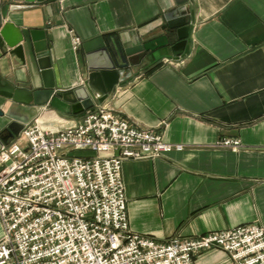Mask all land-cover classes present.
Wrapping results in <instances>:
<instances>
[{
    "label": "crops",
    "instance_id": "1",
    "mask_svg": "<svg viewBox=\"0 0 264 264\" xmlns=\"http://www.w3.org/2000/svg\"><path fill=\"white\" fill-rule=\"evenodd\" d=\"M176 1L0 0V6L30 5L8 9L2 21L24 31L25 63L0 48V78L20 88H43L30 46L33 29L45 30L59 92L84 87V42L115 35L123 45L147 44L130 57L123 81L104 102L183 149L122 162L128 225L156 241L245 223L264 226V0ZM179 7L184 9L175 20H189V35L185 50L175 55L170 46L177 42L176 29L165 15ZM73 36L82 40L76 50ZM181 59L180 65L167 61ZM93 102L92 108L100 103ZM0 109L25 124L37 118L49 129L76 123L89 110L63 114L1 95ZM9 119L0 115V131ZM227 137L239 139L238 150L216 145ZM194 264L231 263L215 249L196 255Z\"/></svg>",
    "mask_w": 264,
    "mask_h": 264
},
{
    "label": "built area",
    "instance_id": "2",
    "mask_svg": "<svg viewBox=\"0 0 264 264\" xmlns=\"http://www.w3.org/2000/svg\"><path fill=\"white\" fill-rule=\"evenodd\" d=\"M81 42L73 36L72 48ZM115 110L100 102L57 129L36 118L0 148V264H194L196 255L215 249L231 264H264L259 223L165 241L130 228L122 162L183 145ZM216 145L238 150L241 143L227 137Z\"/></svg>",
    "mask_w": 264,
    "mask_h": 264
},
{
    "label": "water",
    "instance_id": "3",
    "mask_svg": "<svg viewBox=\"0 0 264 264\" xmlns=\"http://www.w3.org/2000/svg\"><path fill=\"white\" fill-rule=\"evenodd\" d=\"M32 3L33 1L44 0H15ZM185 0L176 1L177 4ZM27 4L4 3L0 6V48H7L8 53L15 55L21 63H25L24 31L10 21H2L6 18L9 10H19L29 7ZM9 9V10H8ZM184 8L179 7L165 15L168 25L175 28L177 42L170 46L175 55H180L185 50L188 40L189 20L181 17L175 20L179 12ZM175 16V17H174ZM30 46L40 67L43 88L30 90L24 87H16L8 81L0 78V95L9 98L19 104H33L50 106L53 109L65 114H78L84 109L93 106L94 99L104 102L109 92L115 85L123 81V72L128 67L130 57L138 51L147 49V44L123 45L115 35L98 36L83 43L86 52L87 66L89 69L84 87L59 92L55 90L54 73L51 67V57L48 51V43L44 29L29 30ZM167 41L166 35L163 37ZM72 95V96H71ZM1 116H8L10 119L5 127L0 131V148L8 145L14 138H17L26 120L0 109Z\"/></svg>",
    "mask_w": 264,
    "mask_h": 264
},
{
    "label": "rangeland",
    "instance_id": "4",
    "mask_svg": "<svg viewBox=\"0 0 264 264\" xmlns=\"http://www.w3.org/2000/svg\"><path fill=\"white\" fill-rule=\"evenodd\" d=\"M81 153H82V151H81V152H79V151H74V152H73V154H78V155H81ZM87 153L92 154L91 152H87ZM92 155H93V154H92Z\"/></svg>",
    "mask_w": 264,
    "mask_h": 264
}]
</instances>
